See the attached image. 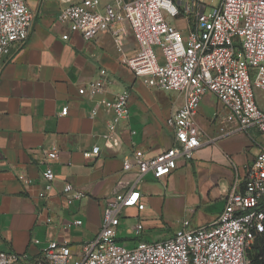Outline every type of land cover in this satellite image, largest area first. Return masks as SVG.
<instances>
[{
	"label": "crops",
	"instance_id": "obj_1",
	"mask_svg": "<svg viewBox=\"0 0 264 264\" xmlns=\"http://www.w3.org/2000/svg\"><path fill=\"white\" fill-rule=\"evenodd\" d=\"M26 4L34 15L31 33L0 62V251L33 257L50 242L62 241L77 249L96 237L105 201L132 187L144 209H125L120 216L142 223L138 235L131 229L136 235L133 247L145 242L140 236L145 227L161 226L159 214L179 217L177 231L185 222L189 228L215 223L236 176L242 180L245 167L264 146L262 136L247 129L217 138L220 127L230 129L233 124L211 120L202 126L200 108L197 124L204 133L203 144L192 159L179 161L177 169L161 180L147 173L136 182L134 152L151 159L173 145L166 120L181 106V96L175 93L178 100L168 99L170 93L155 91L144 78L133 76L125 61L138 46L127 27L121 48L109 33L86 42L57 21L63 8L60 0ZM64 35L69 36L67 41L62 40ZM99 70L106 71L111 84L93 98L79 96L78 89L98 78ZM123 90L130 93L128 116L108 133L114 114L99 103ZM65 107L68 114L59 117ZM95 145L98 155L85 158ZM53 147L58 157L49 166L55 181L46 192L45 152ZM125 160L132 165L129 171L123 170ZM65 185L84 198L67 205ZM75 221L82 224L76 226Z\"/></svg>",
	"mask_w": 264,
	"mask_h": 264
},
{
	"label": "built area",
	"instance_id": "obj_2",
	"mask_svg": "<svg viewBox=\"0 0 264 264\" xmlns=\"http://www.w3.org/2000/svg\"><path fill=\"white\" fill-rule=\"evenodd\" d=\"M60 1L63 8L57 21L86 42L109 33L114 45L121 48L127 27L138 48L126 59V67L135 78H144L151 89L177 93L182 98L181 106L166 120L173 145L151 159L141 151L134 152L136 182L147 173L161 180L177 169L179 161L192 159L203 144L197 116L206 96L225 111L222 115L213 113L212 122L233 124L230 129L220 127L217 138L255 129L264 141V110L256 100V92L264 93V0H217L208 13L203 0ZM181 22L184 28L175 25ZM33 25L34 15L26 0H0V62L13 46L26 43ZM68 38L62 36L63 41ZM155 46L161 50L163 64L153 51ZM110 84L106 71L99 70L98 78L78 89V95L93 98ZM129 97V91L123 90L112 99L100 101V106L114 114L108 133L127 118ZM67 114L65 107L59 117ZM91 115H96L94 109ZM98 153L95 145L84 157ZM57 157L54 147L45 152L42 179L46 192L53 189L55 175L49 164ZM131 168L125 160L123 170ZM62 195L67 205L84 198L71 185L63 187ZM129 208L144 209L134 187L105 201L99 231L91 241L77 249L67 241L50 242L33 257L0 251V264H264V254H254L258 246L264 248V146L245 167L242 180L236 176L223 210L211 225L189 228L185 222L166 241H140L126 249L116 243V235L120 215ZM142 228L138 224L133 232L138 235Z\"/></svg>",
	"mask_w": 264,
	"mask_h": 264
},
{
	"label": "rangeland",
	"instance_id": "obj_3",
	"mask_svg": "<svg viewBox=\"0 0 264 264\" xmlns=\"http://www.w3.org/2000/svg\"><path fill=\"white\" fill-rule=\"evenodd\" d=\"M102 4L110 3L111 0H100ZM203 3L208 6L206 13L209 12L210 7H214L217 4V0H203ZM175 25L178 28H184V24L178 23ZM153 51L157 56L159 64H163V59L161 57V50L159 47H153ZM168 99L178 100L177 94L170 92L167 95ZM256 100L258 106L264 110V93L256 92ZM213 113H220L221 115L225 113V111L216 103L213 98H205V102L201 104V112H200V119L199 123L203 126L205 124H210L211 117ZM122 216H120L121 218ZM163 218V219H162ZM157 220L160 221V227L157 229H148V226L145 227V231L141 233V238L143 241L148 243H156L162 242L170 239L174 233L177 232V228L180 225L181 220L179 217L174 215L172 212L165 214L157 215ZM137 220L128 219V218H121L120 220V227L118 229V235L116 242L119 246H122L126 249H131L133 243L136 241V235L131 231L133 227L137 225ZM142 225V223H139ZM253 253H250L252 255Z\"/></svg>",
	"mask_w": 264,
	"mask_h": 264
},
{
	"label": "trees",
	"instance_id": "obj_4",
	"mask_svg": "<svg viewBox=\"0 0 264 264\" xmlns=\"http://www.w3.org/2000/svg\"><path fill=\"white\" fill-rule=\"evenodd\" d=\"M254 251H255L254 254L256 253L264 254V248H260V246H258L257 249H255ZM254 254L250 255V257H253Z\"/></svg>",
	"mask_w": 264,
	"mask_h": 264
},
{
	"label": "water",
	"instance_id": "obj_5",
	"mask_svg": "<svg viewBox=\"0 0 264 264\" xmlns=\"http://www.w3.org/2000/svg\"><path fill=\"white\" fill-rule=\"evenodd\" d=\"M254 246H256V241L254 242Z\"/></svg>",
	"mask_w": 264,
	"mask_h": 264
}]
</instances>
